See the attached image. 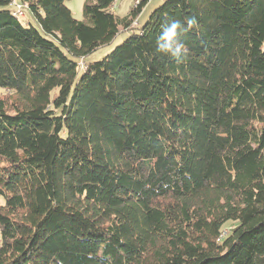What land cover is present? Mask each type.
<instances>
[{
	"label": "trees",
	"instance_id": "16d2710c",
	"mask_svg": "<svg viewBox=\"0 0 264 264\" xmlns=\"http://www.w3.org/2000/svg\"><path fill=\"white\" fill-rule=\"evenodd\" d=\"M66 1L0 0V264H264V0Z\"/></svg>",
	"mask_w": 264,
	"mask_h": 264
},
{
	"label": "rangeland",
	"instance_id": "374dc122",
	"mask_svg": "<svg viewBox=\"0 0 264 264\" xmlns=\"http://www.w3.org/2000/svg\"><path fill=\"white\" fill-rule=\"evenodd\" d=\"M86 0H67L66 4L71 9L73 16L77 20H83L84 19V4ZM136 3H135V2ZM143 0H116L114 5L112 6V11L118 15L119 17H125L132 13V11H135L140 3ZM164 0H149L148 3L145 5V7L139 12L137 15L134 23L135 26H142L145 24L147 19L150 17L151 13L160 5L163 3ZM25 15L20 18V20L23 22V24H28L29 22L33 23L35 25V20L29 13L28 9L24 8ZM121 31L118 34V36L107 46H104L94 53L88 55L87 57L80 60L85 63L95 62L98 60L103 59L106 57L115 47L123 43V41L130 36L133 32L127 31L124 27L120 28ZM64 52L72 58V55L66 50L63 49ZM79 62V63H80ZM79 74H82V71L79 72ZM58 93V89H55L52 92V96H55ZM5 199L3 197H0V204H4ZM239 225V221H228L225 225L226 231H232L234 228H236Z\"/></svg>",
	"mask_w": 264,
	"mask_h": 264
},
{
	"label": "clouds",
	"instance_id": "9594fccd",
	"mask_svg": "<svg viewBox=\"0 0 264 264\" xmlns=\"http://www.w3.org/2000/svg\"><path fill=\"white\" fill-rule=\"evenodd\" d=\"M196 24L195 18H188L185 22L165 19L155 38L156 51L178 63L183 62L188 54V48L180 39L181 31L191 30Z\"/></svg>",
	"mask_w": 264,
	"mask_h": 264
},
{
	"label": "built area",
	"instance_id": "2783aa9c",
	"mask_svg": "<svg viewBox=\"0 0 264 264\" xmlns=\"http://www.w3.org/2000/svg\"><path fill=\"white\" fill-rule=\"evenodd\" d=\"M15 13H17V14H24L25 15L24 8L22 7V4H16V11H15Z\"/></svg>",
	"mask_w": 264,
	"mask_h": 264
},
{
	"label": "bare ground",
	"instance_id": "6f19581e",
	"mask_svg": "<svg viewBox=\"0 0 264 264\" xmlns=\"http://www.w3.org/2000/svg\"><path fill=\"white\" fill-rule=\"evenodd\" d=\"M135 2V1H134ZM136 3V2H135ZM22 7H23V5H22ZM24 8V7H23ZM15 15H17V16H20V17H23L24 16V14H17V13H15Z\"/></svg>",
	"mask_w": 264,
	"mask_h": 264
}]
</instances>
